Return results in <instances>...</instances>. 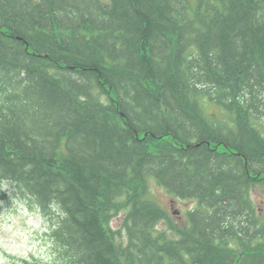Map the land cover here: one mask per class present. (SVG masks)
Segmentation results:
<instances>
[{
  "label": "trees",
  "instance_id": "16d2710c",
  "mask_svg": "<svg viewBox=\"0 0 264 264\" xmlns=\"http://www.w3.org/2000/svg\"><path fill=\"white\" fill-rule=\"evenodd\" d=\"M261 121L264 0H0V192L57 254L9 264H264ZM149 177L199 203L178 238Z\"/></svg>",
  "mask_w": 264,
  "mask_h": 264
},
{
  "label": "rangeland",
  "instance_id": "374dc122",
  "mask_svg": "<svg viewBox=\"0 0 264 264\" xmlns=\"http://www.w3.org/2000/svg\"><path fill=\"white\" fill-rule=\"evenodd\" d=\"M206 115L228 127L233 128L234 122L230 113L223 107L207 99H201ZM260 121V120H259ZM260 124L263 126L260 127ZM259 129L264 131V122H257ZM0 192V264H9L13 259L24 263L32 257L39 261H50L57 258L53 242L49 236L48 222L39 212L20 199L17 193L8 186ZM147 197L158 203L169 214L168 219L158 223L160 231H166L176 238L177 227L190 224L189 212L199 205L195 200L183 199L168 193L167 189L157 183L154 177L148 178ZM251 198L256 206L259 217L264 216V184L251 190ZM32 207V206H31ZM126 211H120L112 220V226L121 231L119 239H125L127 233L122 226Z\"/></svg>",
  "mask_w": 264,
  "mask_h": 264
},
{
  "label": "bare ground",
  "instance_id": "6f19581e",
  "mask_svg": "<svg viewBox=\"0 0 264 264\" xmlns=\"http://www.w3.org/2000/svg\"><path fill=\"white\" fill-rule=\"evenodd\" d=\"M201 99H207V100H209V101H211L209 98H207V97H201L200 99H199V101H200V104H201ZM212 102V101H211ZM212 103H214V102H212ZM216 104V103H215ZM218 105V104H217ZM201 106H202V104H201ZM203 108V107H202ZM204 110V109H203ZM225 110V109H224ZM205 112V111H204ZM261 122H264V121H261Z\"/></svg>",
  "mask_w": 264,
  "mask_h": 264
}]
</instances>
